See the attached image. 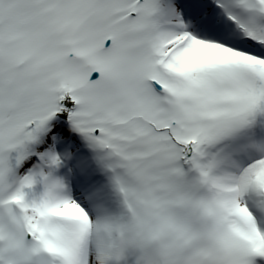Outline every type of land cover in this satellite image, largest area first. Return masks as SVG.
I'll return each instance as SVG.
<instances>
[{"label": "snow or ice", "instance_id": "obj_1", "mask_svg": "<svg viewBox=\"0 0 264 264\" xmlns=\"http://www.w3.org/2000/svg\"><path fill=\"white\" fill-rule=\"evenodd\" d=\"M0 264H264V0H0Z\"/></svg>", "mask_w": 264, "mask_h": 264}]
</instances>
